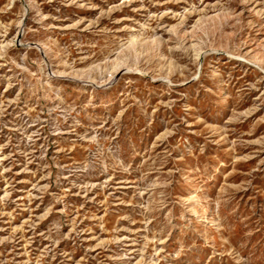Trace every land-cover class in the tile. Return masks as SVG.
<instances>
[{
  "label": "rangeland",
  "instance_id": "obj_1",
  "mask_svg": "<svg viewBox=\"0 0 264 264\" xmlns=\"http://www.w3.org/2000/svg\"><path fill=\"white\" fill-rule=\"evenodd\" d=\"M0 264H264V0H0Z\"/></svg>",
  "mask_w": 264,
  "mask_h": 264
}]
</instances>
